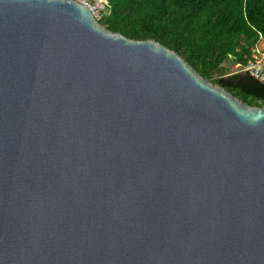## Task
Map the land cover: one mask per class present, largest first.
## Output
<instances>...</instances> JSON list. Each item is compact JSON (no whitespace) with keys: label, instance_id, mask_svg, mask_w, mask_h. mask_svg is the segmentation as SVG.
Masks as SVG:
<instances>
[{"label":"water","instance_id":"water-1","mask_svg":"<svg viewBox=\"0 0 264 264\" xmlns=\"http://www.w3.org/2000/svg\"><path fill=\"white\" fill-rule=\"evenodd\" d=\"M0 264H264V105L77 0H0Z\"/></svg>","mask_w":264,"mask_h":264},{"label":"trees","instance_id":"trees-1","mask_svg":"<svg viewBox=\"0 0 264 264\" xmlns=\"http://www.w3.org/2000/svg\"><path fill=\"white\" fill-rule=\"evenodd\" d=\"M98 21L130 38L158 41L243 103L264 105L263 83L229 71L264 37V0H107Z\"/></svg>","mask_w":264,"mask_h":264},{"label":"built area","instance_id":"built-area-1","mask_svg":"<svg viewBox=\"0 0 264 264\" xmlns=\"http://www.w3.org/2000/svg\"><path fill=\"white\" fill-rule=\"evenodd\" d=\"M86 5L92 15L98 20L101 12L106 8L107 0H77ZM239 51V48H236ZM243 63L233 61L230 72L239 71L248 73L258 81L264 84V37L259 35L256 42L248 47V52L238 55ZM232 57V56H230Z\"/></svg>","mask_w":264,"mask_h":264},{"label":"rangeland","instance_id":"rangeland-1","mask_svg":"<svg viewBox=\"0 0 264 264\" xmlns=\"http://www.w3.org/2000/svg\"><path fill=\"white\" fill-rule=\"evenodd\" d=\"M230 69V71L232 70V66L229 68Z\"/></svg>","mask_w":264,"mask_h":264}]
</instances>
